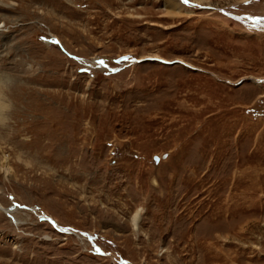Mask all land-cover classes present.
I'll list each match as a JSON object with an SVG mask.
<instances>
[{
    "label": "rangeland",
    "instance_id": "374dc122",
    "mask_svg": "<svg viewBox=\"0 0 264 264\" xmlns=\"http://www.w3.org/2000/svg\"><path fill=\"white\" fill-rule=\"evenodd\" d=\"M0 90V264H264V0H0Z\"/></svg>",
    "mask_w": 264,
    "mask_h": 264
},
{
    "label": "bare ground",
    "instance_id": "6f19581e",
    "mask_svg": "<svg viewBox=\"0 0 264 264\" xmlns=\"http://www.w3.org/2000/svg\"><path fill=\"white\" fill-rule=\"evenodd\" d=\"M169 2V1H168ZM173 4V3H172ZM171 4V5H172ZM177 4V6L178 7H180L181 5H180V2H176V3H174V5H176ZM174 5H172V6H174ZM168 6H169V4H168ZM56 42V41H55ZM2 95H3V92H1V90H0V118H1V120L2 119H4V114H3V112H4V109H7V107H9V105H6L3 101H2V99H3V97H2ZM2 97V98H1ZM9 113H11L10 111L8 112V114ZM11 115V114H10ZM34 126V125H33ZM27 131V130H26ZM28 132V131H27ZM29 132H31L30 130H29ZM33 133V132H32ZM34 137V136H33ZM25 143V142H24ZM24 145V144H23ZM25 146V145H24ZM6 157V156H5ZM5 160H7V158H5ZM6 163V162H5ZM5 163H4V161L3 162H1L0 163V165H2V166H5ZM8 167V166H7ZM5 168H6V166H5ZM4 169V168H3ZM16 209V208H15ZM14 210V208L13 207H4L3 205H1L0 204V211L2 212V211H4L5 213H7V214H9L10 216H12L13 215V211ZM11 218H13V216L11 217ZM139 218H140V208L139 209H137L133 214H132V216H131V221H132V226H133V228H134V230L135 229H138V227H139V225H138V221H139ZM14 220V219H13ZM51 221V220H50ZM54 221V220H53ZM16 222V221H15ZM53 223H55V226H57L58 228L60 227L59 225H58V223L56 222V221H54Z\"/></svg>",
    "mask_w": 264,
    "mask_h": 264
},
{
    "label": "snow or ice",
    "instance_id": "6c2138e0",
    "mask_svg": "<svg viewBox=\"0 0 264 264\" xmlns=\"http://www.w3.org/2000/svg\"><path fill=\"white\" fill-rule=\"evenodd\" d=\"M181 2L183 3V4H185V5H187V4H189L190 3V0H181ZM55 43H59V41H56ZM125 59H127L126 57H125ZM101 63H103L102 61H101ZM62 231H67V229H61Z\"/></svg>",
    "mask_w": 264,
    "mask_h": 264
},
{
    "label": "water",
    "instance_id": "95a60500",
    "mask_svg": "<svg viewBox=\"0 0 264 264\" xmlns=\"http://www.w3.org/2000/svg\"><path fill=\"white\" fill-rule=\"evenodd\" d=\"M146 57H147V56H146ZM147 58H154V59H155L156 57H147Z\"/></svg>",
    "mask_w": 264,
    "mask_h": 264
}]
</instances>
